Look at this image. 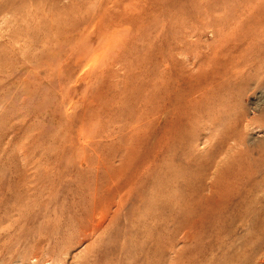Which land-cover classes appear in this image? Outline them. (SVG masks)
Here are the masks:
<instances>
[{
  "label": "rangeland",
  "instance_id": "obj_1",
  "mask_svg": "<svg viewBox=\"0 0 264 264\" xmlns=\"http://www.w3.org/2000/svg\"><path fill=\"white\" fill-rule=\"evenodd\" d=\"M13 1L0 264H264V36L245 31L263 0H66V49L29 45L51 0Z\"/></svg>",
  "mask_w": 264,
  "mask_h": 264
},
{
  "label": "bare ground",
  "instance_id": "obj_2",
  "mask_svg": "<svg viewBox=\"0 0 264 264\" xmlns=\"http://www.w3.org/2000/svg\"><path fill=\"white\" fill-rule=\"evenodd\" d=\"M18 1V0H17ZM22 1H24V0H22ZM27 1V0H26ZM25 1V2H26ZM32 1V3H33V0H31ZM36 1V0H35ZM42 1H44V0H42ZM47 1V0H46ZM49 1V0H48ZM47 1V2H48ZM52 2L48 5H44V6H41L40 4H38L37 6L35 5H33L32 4V7L30 8L31 10H30V13L25 17L26 19H25V21L26 22H28L30 25V35H29V45H31L32 44V42H34V43H36L37 44V46H40V45H38V43L40 42V44H43L44 42H45V44L47 43V44H51V45H53L55 42H56V39L58 38L59 40H60V44H62L61 46H63L64 47V45L65 44H67L66 43V39H67V37H66V33L68 32L67 31V28H69V27H67L68 25V20H67V5H66V0H51ZM12 4H11V3ZM36 2H38V1H36ZM39 2H40V0H39ZM46 2V3H47ZM50 2V1H49ZM5 3V2H4ZM19 3V2H18ZM17 2H16V4H18ZM44 3V2H43ZM43 3H42V5H43ZM45 3V4H46ZM16 4L14 3V1L13 0H7V5H6V7L4 8V10H3V14H5L6 12H8V13H13V12H16L17 11V6H16ZM23 4V3H22ZM20 5V7L21 6H24V5ZM19 5V4H18ZM25 5H27V4H25ZM30 5H31V3H30ZM258 5V4H257ZM5 6V5H4ZM34 6V7H33ZM26 7V6H25ZM28 7L29 6H27V10L26 11H28ZM256 12L254 13H252V14H256V20H251V19H249L248 21H246V23H248L249 21H252V23L251 24H248V25H246L247 27V29L245 28V26H244V28H245V31H247V32H250V31H252V33H254V32H256L258 35H262V37L261 38H263V36H264V0L254 9ZM18 12V11H17ZM29 12V11H28ZM20 14V13H19ZM24 14H26V13H24ZM248 14V13H247ZM22 16V15H21ZM20 16V17H21ZM16 19L19 17H17V16H14ZM22 17H24V16H22ZM5 19V18H4ZM20 19V18H19ZM18 19V20H19ZM235 20H236V18H235ZM13 21H15V20H13ZM17 21V20H16ZM7 22H8V20H7ZM6 23V19H5V22H4V24ZM28 23H25V24H28ZM7 24V23H6ZM10 24V23H9ZM237 24H238V26H239V28L240 29H242V31H244L243 30V24H245V23H243V18H241L240 19V21H238L237 22ZM8 25V24H7ZM4 26V25H3ZM9 26H11V25H9ZM235 26H237V25H235ZM27 27H28V25L26 26V27H24V28H26L27 29ZM255 27V28H254ZM4 28H8V26H5ZM23 28V27H22ZM29 28V27H28ZM237 28V27H236ZM28 30V29H27ZM235 30V29H234ZM67 31V32H66ZM6 32H7V34L10 36V37H12V38H14V36H13V34H15L14 32V30L12 29V27H9L8 29H6ZM4 33V32H3ZM13 33V34H12ZM28 33V32H27ZM238 33V32H237ZM2 34V33H1ZM6 33H4V35H5ZM6 34V35H7ZM69 34V33H68ZM67 34V35H68ZM256 34V35H257ZM4 35H2V37H4ZM17 35V34H16ZM239 35V34H238ZM69 36V35H68ZM5 37H7V36H5ZM11 38V39H12ZM28 38V37H27ZM69 38V37H68ZM260 38V39H261ZM25 40H27V39H25ZM27 43H28V41H26ZM41 42H43V43H41ZM68 42H69V40H68ZM262 42H264L263 40H262ZM11 43H13V42H11ZM59 43V42H58ZM17 44H18V42H17ZM25 45V44H24ZM27 45V44H26ZM25 45V46H26ZM34 45V44H33ZM264 45V44H263ZM12 46V45H11ZM22 46H23V44H22ZM60 46V47H61ZM15 47H18V45H16ZM27 47V46H26ZM35 47V46H34ZM41 47H42V45H41ZM45 46H43L42 48H44ZM49 47V46H48ZM39 48V47H38ZM52 48H54V47H52ZM56 48V47H55ZM62 48V47H61ZM21 49V48H20ZM19 49V50H20ZM26 49V48H25ZM29 49V48H28ZM51 49V48H50ZM64 49H66L65 47H64ZM31 50V49H30ZM46 50V49H45ZM44 50V51H45ZM58 50H60V49H58ZM57 50V51H58ZM21 51H25V50H21ZM39 51V50H38ZM48 51V50H47ZM52 51V50H51ZM16 53L15 54H18L17 53V51H15ZM32 52V51H31ZM40 52V51H39ZM46 52V51H45ZM44 52V53H45ZM63 52V51H62ZM57 53V52H56ZM58 53H60V52H58ZM23 54V53H22ZM30 54V53H29ZM51 54V53H50ZM24 55H27L28 56V53H26V54H24ZM31 57H35L34 55L32 56V53H31V55H30ZM36 56H38V55H36ZM44 56V55H43ZM58 56H59V54H58ZM61 56V55H60ZM59 56V57H60ZM65 56V55H64ZM63 56V57H64ZM38 57H40V55L38 56ZM42 57V56H41ZM2 58V57H1ZM14 58V57H13ZM12 58V59H13ZM17 58H21V56L20 57H17ZM23 58V57H22ZM27 58H29V57H27ZM47 58H48V56H47ZM23 59H25V57L23 58ZM32 59V58H31ZM42 59H45V58H42ZM55 59V58H54ZM15 60V59H14ZM28 60V59H27ZM30 60V59H29ZM28 60V61H29ZM37 60H40V58H38ZM52 60V59H51ZM1 61V60H0ZM25 61V60H24ZM32 61V60H31ZM43 61V60H42ZM66 61L67 60H64L63 59V61L61 62L62 64H63V66L61 65L60 66V64H59V66H60V68L62 67V68H64L65 67V65L66 66H68L67 64H66ZM210 61V60H209ZM5 62V61H4ZM27 61H25V63H26ZM30 62V61H29ZM36 62V61H35ZM17 64H18V62H16ZM21 63H22V61H21ZM39 63V62H38ZM44 64H43V66H42V70L35 76V77H31V75H32V72L29 74L30 75V79L32 80V79H34V78H44V79H51L52 77H53V75H55V74H51V73H49L48 71H49V69H48V71H47V68H49L50 66H51V62H50V60L49 59H47L45 62H43ZM57 63V62H56ZM199 63V62H198ZM19 64H20V62H19ZM24 64V63H23ZM23 64H22V66H23ZM7 65V64H6ZM15 65V64H14ZM14 65H13V67H14ZM29 65H30V63H29ZM201 65V64H200ZM53 66H54V64H53ZM52 66V67H53ZM35 67V66H34ZM41 67V66H40ZM1 68V67H0ZM17 68V67H16ZM30 68H32V67H30ZM59 68V67H58ZM59 68V69H60ZM226 68V67H225ZM2 69V68H1ZM38 69V68H37ZM52 69V68H51ZM58 69V70H59ZM5 70H7V68L5 69ZM11 70L13 71V69L11 68ZM18 71V68L17 69H15L14 71ZM20 70V69H19ZM28 70V69H27ZM36 70V69H35ZM55 70V69H54ZM67 70V69H66ZM3 71V70H2ZM2 71H1V73H2ZM10 70H7V73L9 72ZM16 71V72H17ZM23 71V70H22ZM64 71V70H63ZM262 71V70H261ZM4 72H6V71H4ZM11 72V71H10ZM18 72H20V71H18ZM51 72V71H50ZM27 73V72H26ZM29 73V72H28ZM28 73H27V75H28ZM264 73V72H263ZM22 74V73H21ZM61 75H63L62 74V71H61V73H60ZM59 74V75H60ZM0 75H2V74H0ZM5 75H7V74H5ZM4 75V76H5ZM58 76V77H62V76ZM64 75H66V74H64ZM63 75V76H64ZM7 76H9V75H7ZM17 76H19V75H17ZM13 77V76H12ZM65 77V76H64ZM60 78V80L61 79H65L66 80V78ZM6 78V77H5ZM8 78V77H7ZM16 78V77H15ZM18 78V77H17ZM10 79V78H9ZM43 79V80H44ZM46 79V80H47ZM55 79H57L58 80V78H54V80ZM19 80H20V77H19ZM27 80H29V79H27ZM30 80V81H31ZM40 80V79H39ZM45 80V81H46ZM54 80H51V81H54ZM3 81V80H2ZM41 81V80H40ZM62 81V80H61ZM21 82V81H20ZM33 82H34V80H33ZM4 83V82H3ZM11 83V82H10ZM12 83H14V82H12ZM4 84H6V82L4 83ZM15 85H17V83H14ZM24 84H25V82H24ZM255 84V83H254ZM1 85H3V84H1ZM0 85V86H1ZM20 85V84H19ZM19 85H17V86H19ZM12 86H14L13 84H12ZM5 87V86H4ZM15 87V86H14ZM253 87H254V85H253ZM255 88L258 90V101H255L256 102V104L258 105V107H261L262 105H264V80H259V82H258V84H257V86H255ZM9 89V88H8ZM15 89H16V87H15ZM2 90H3V88H2ZM17 90H19V88L17 89ZM20 90H21V88H20ZM4 91V90H3ZM24 91V90H23ZM27 91H29V90H27ZM15 92H17V91H15ZM19 93V92H18ZM30 94L31 93H33V91H31V92H29ZM15 95L14 96H7V100H10L12 103L15 101V99H16V93H14ZM22 94V93H21ZM20 94V95H21ZM34 94V93H33ZM32 94V95H33ZM248 94V93H247ZM25 95H27L26 93H25ZM5 96V95H4ZM30 96V95H29ZM252 96V95H251ZM28 97V96H27ZM32 97V96H31ZM255 97V96H254ZM257 97V96H256ZM3 98V97H2ZM249 98V97H248ZM1 99V98H0ZM253 100H255V99H253ZM3 101V100H2ZM17 101H18V99H17ZM19 102V101H18ZM4 103V102H3ZM16 103V102H15ZM252 104H253V102H251ZM17 104V103H16ZM255 104V105H256ZM3 105V104H2ZM7 105V104H6ZM18 105V104H17ZM14 107V108H13ZM12 107V111L10 110V112H12V114H14V115H16V114H18L17 112H18V109L16 108V106H13ZM7 108V107H6ZM252 108H253V106H252ZM256 108V107H255ZM2 109H3V107H2ZM8 109V108H7ZM263 110V109H262ZM7 111V110H6ZM255 111V110H254ZM7 112H9V110L7 111ZM20 112V111H19ZM256 112V111H255ZM261 113V112H260ZM1 114V113H0ZM11 114V113H10ZM247 116V115H246ZM14 117V116H13ZM11 118H12V116H11ZM166 121V120H165ZM247 121V120H246ZM247 123H248V121H247ZM170 125V124H169ZM248 125H249V123H248ZM251 126V125H250ZM249 126V127H250ZM252 128H254V127H252ZM256 128V127H255ZM247 129H249V128H247ZM247 134V133H246ZM249 134V133H248ZM240 137H241V135H239ZM252 136V135H251ZM248 137V136H247ZM253 137H255L254 135H253ZM257 137V136H256ZM255 137V138H256ZM233 140H235V139H233ZM251 140V139H250ZM249 140V142H251ZM253 140V139H252ZM244 142V141H243ZM258 142V141H257ZM230 143V142H229ZM236 143V142H235ZM239 144V143H238ZM249 145H251V144H249ZM254 147V146H253ZM252 150V149H251ZM249 152V151H248ZM247 152V153H248ZM249 154V153H248ZM252 155V154H251ZM236 177V176H235ZM221 182V181H220ZM127 183V182H126ZM126 183H125V185H126ZM129 183V182H128ZM222 183V182H221ZM128 185V184H127ZM211 185V184H210ZM121 186V185H120ZM222 186V185H221ZM215 187H216V184H215ZM214 187V188H215ZM210 188V187H209ZM220 188V187H219ZM218 191V190H217ZM220 192V191H219ZM218 192V193H219ZM211 193H212V190H211ZM214 193V192H213ZM223 193V192H222ZM121 194H119V196H120ZM208 195V194H207ZM209 195H211V194H209ZM118 196V195H117ZM124 196V195H123ZM216 196V195H215ZM122 197V196H121ZM208 197V196H207ZM224 198V197H223ZM207 199H209V198H207ZM118 200H120V199H118ZM123 200V199H122ZM217 200H218V198H217ZM116 202V201H115ZM231 202V201H230ZM204 203H206V202H204ZM211 203V202H210ZM217 203V202H216ZM221 204V203H220ZM208 205V204H207ZM237 205V204H236ZM216 206H217V204H216ZM220 206V205H219ZM230 206V205H229ZM233 206V205H232ZM243 206V205H242ZM238 207V206H237ZM198 208H200V207H198ZM208 208V207H207ZM202 209H204V208H202ZM213 209V208H212ZM224 209V208H223ZM205 210V209H204ZM216 210V209H215ZM222 210V209H221ZM198 211V210H197ZM200 211H203V210H200ZM199 211V212H200ZM206 211V210H205ZM205 211H203V212H205ZM225 211V210H224ZM223 212V211H222ZM209 213V212H208ZM208 213H206V214H208ZM218 214L220 215L221 213H219V211H218ZM195 215H197V214H195ZM226 216V215H225ZM222 217V216H221ZM218 218V217H217ZM228 218V217H227ZM226 218V219H227ZM190 219V218H189ZM198 219V218H197ZM196 219V220H197ZM213 219V218H212ZM218 219H220V217L218 218ZM217 219V220H218ZM224 219V218H223ZM230 220V219H229ZM189 221V220H188ZM188 221H186V222H188ZM220 221V220H219ZM214 222V221H213ZM195 223V222H194ZM183 224V223H182ZM218 224V223H217ZM185 226H187L186 224H185ZM194 226H195V224H194ZM189 227V226H188ZM193 227V226H192ZM221 227V226H220ZM190 228V227H189ZM214 228V227H213ZM196 229V228H195ZM198 229H200V227L198 228ZM208 230H209V228H208ZM220 230V229H219ZM187 231H191V230H187ZM195 232V231H194ZM220 232V231H219ZM192 234H194L193 232H191ZM197 233V232H196ZM186 234V233H185ZM199 234H201L200 232H199ZM203 234V233H202ZM214 236V235H213ZM191 237V236H190ZM200 238V237H199ZM210 238V237H209ZM247 250V249H246Z\"/></svg>",
  "mask_w": 264,
  "mask_h": 264
}]
</instances>
